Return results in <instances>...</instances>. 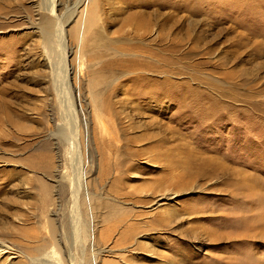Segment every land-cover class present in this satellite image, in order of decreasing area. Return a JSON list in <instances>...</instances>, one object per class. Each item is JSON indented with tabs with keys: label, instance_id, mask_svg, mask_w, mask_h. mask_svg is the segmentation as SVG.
<instances>
[{
	"label": "rangeland",
	"instance_id": "rangeland-1",
	"mask_svg": "<svg viewBox=\"0 0 264 264\" xmlns=\"http://www.w3.org/2000/svg\"><path fill=\"white\" fill-rule=\"evenodd\" d=\"M0 104V264H264V0H0Z\"/></svg>",
	"mask_w": 264,
	"mask_h": 264
},
{
	"label": "bare ground",
	"instance_id": "bare-ground-1",
	"mask_svg": "<svg viewBox=\"0 0 264 264\" xmlns=\"http://www.w3.org/2000/svg\"><path fill=\"white\" fill-rule=\"evenodd\" d=\"M86 1V0H85ZM88 1V0H87ZM95 3V2H94ZM86 7V6H85ZM88 8V7H87ZM86 8V9H87ZM92 8V7H91ZM89 10H90V8H89ZM53 11V10H52ZM51 11V12H52ZM147 15H149V17L148 16H145V15H143V14H136L135 15V17L137 18V20H138V23H137V27H138V29H142V30H146V31H152L153 30V28H160L161 29V23H159L155 18H157L156 17V15H151V14H147ZM158 15V14H157ZM86 16V17H85ZM85 16H82V18L80 19V21H79V23H80V25L79 26H77L76 27V29H75V34H76V38H77V40H79V45H83L84 43H86L84 40V38H85V34H88L89 33V31H93V42H95V43H100L101 45L103 44V45H105L104 43L106 42V40H105V38H104V34H103V29L101 28V24H100V22H99V15H98V12H97V9L96 8H94L93 7V9H91V12L89 13V14H87V15H85ZM41 17H43V16H41ZM42 19V18H41ZM169 20V19H168ZM168 20H166V21H168ZM40 22V21H39ZM53 22V20H50L49 19V17L47 18V17H44L43 19H42V22L39 24V25H37V26H34V28H35V30H41V29H43L44 31H46V30H49V33H48V39H47V36L45 35V39H47V41H48V44H50V42H52V43H57V42H55L54 40H56V39H59V38H61V36H62V34H61V29L59 28V27H54V31L52 30V28H53V25L51 26V23ZM101 28V29H100ZM104 35V36H103ZM157 40V39H156ZM155 40V41H156ZM158 41V40H157ZM86 45V44H85ZM101 45H99V46H101ZM156 45V44H155ZM95 46V45H94ZM51 47V46H50ZM151 61H152V59H151ZM152 71L153 72H156L157 71V61L156 62H152ZM102 84H103V79H102V77H97V80H96V78H94V80L91 82V88H92V94L94 95V93H98L99 91H96L97 89H98V87L99 86H102ZM95 100V98L93 97V101ZM97 105L99 106V107H102V105H101V103H99V100L97 101ZM0 108H2L1 107V104H0ZM67 129V128H66ZM60 131H61V133H62V129L60 128ZM60 136H61V138L63 137V134H60ZM67 137V136H66ZM68 138V137H67ZM74 139H67L66 141H67V143H68V145H69V143H70V145L72 144V149L74 150L75 149V143H74V141H73ZM72 142V143H71ZM80 176V175H79ZM78 176V177H79ZM70 181H71V184H72V186H77V179L74 177L73 179H70ZM80 183V182H79ZM81 187V186H80ZM73 188V187H72ZM75 189V188H74ZM76 197H78V196H76ZM78 200V199H77ZM75 202V205H76V202L77 201H74ZM76 208V207H75ZM74 212V211H73ZM76 212H77V209H76ZM142 216V214H140V217ZM50 227V226H49ZM135 231V227H133V226H130L129 227V229L126 231V233H125V237L126 236H128L129 234H131L132 232H134ZM48 232H50V231H48ZM56 232V231H55ZM52 233V232H51ZM50 236V235H49ZM53 237V236H52ZM54 238V237H53ZM55 239V238H54ZM54 241H56L57 242V240H54ZM53 242V241H52ZM46 243V242H45ZM50 243V242H49ZM140 243V242H139ZM47 244V243H46ZM45 244V245H46ZM56 244V243H55ZM54 244V245H55ZM44 245V244H43ZM48 245V244H47ZM57 245V244H56ZM145 245V244H144ZM144 245L143 244H139V245H137V249L138 250H141V251H143V250H145V248H144ZM147 245V244H146ZM146 245H145V247H146ZM27 246V245H26ZM39 246H41V245H39ZM49 246V245H48ZM57 247H58V245H57ZM30 248V247H29ZM40 249H41V247H39ZM43 248V247H42ZM55 248H56V246H55ZM39 249V250H40ZM46 249V248H45ZM47 249H49V248H47ZM146 249H147V247H146ZM30 250H31V252H32V249H29V252H30ZM33 251H34V249H33ZM40 251H42V250H40ZM56 252V251H55ZM94 252V251H93ZM153 252V251H152ZM36 253V252H35ZM35 253H33V254H35ZM101 253H103V252H101ZM146 253V252H145ZM51 254V253H50ZM53 254V253H52ZM100 254V253H99ZM148 254V253H147ZM149 254H151V252L149 253ZM20 254L18 253V252H16L15 251V249L14 248H12L11 246H8V245H6V244H4L3 242H1L0 241V257H2V258H6V260L8 261V262H10L13 258H17V257H13V256H19ZM37 255V254H36ZM96 255H98V254H95L94 256H93V259H94V262H93V264H97V257H96ZM152 255V254H151ZM53 256V255H52ZM137 256V255H136ZM10 257H13V258H11L10 259ZM151 257V256H150ZM155 257V256H154ZM47 258H51L52 260H54V261H56V258L53 256V258L51 257V256H47ZM61 258V257H60ZM116 259V258H115ZM133 256H131V259H127V257H122L121 259L119 258V260H121V262H123V263H126V264H129V262H133ZM105 263V262H104ZM248 263H250V262H248ZM77 264V263H76ZM107 264H120V262H114V261H112L111 260V262H109V263H107ZM137 264V263H136Z\"/></svg>",
	"mask_w": 264,
	"mask_h": 264
}]
</instances>
